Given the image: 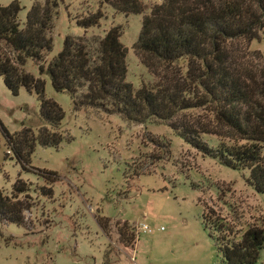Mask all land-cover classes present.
<instances>
[{"label":"rangeland","instance_id":"obj_1","mask_svg":"<svg viewBox=\"0 0 264 264\" xmlns=\"http://www.w3.org/2000/svg\"><path fill=\"white\" fill-rule=\"evenodd\" d=\"M11 1L0 0V6ZM16 1L22 28L31 4L44 0ZM54 1L51 50L42 56L43 67L60 51L65 36L98 39L115 26L126 48L125 81L134 90L153 83L133 46L142 16L158 0H137L144 10L127 15L114 12L103 0ZM97 10L102 17L96 26L76 24ZM247 50L264 58V32ZM22 69L42 78L44 97L61 108L56 132L62 139L57 147L35 144L29 162L20 166L6 148L1 128L9 134L22 127L35 132L41 126L38 101L22 87L11 95L0 77V192L11 197L12 185L20 180L26 192L16 199L28 204L22 212L24 228L0 223V264H224L212 236L228 228L229 236L238 239L251 224L264 228V196L245 183L246 170L203 155L164 123L135 125L88 107L74 110L69 96L54 92L34 62L27 59ZM201 139L212 150L217 144L213 136ZM260 155L264 160V144ZM39 170L54 172L56 181L40 178ZM49 187L50 196L41 193ZM204 214L218 220L221 232L211 224L209 229L203 226ZM98 218L107 219L103 231ZM122 223L133 233L132 243L118 237ZM141 224L149 231L136 233ZM254 264H264V248Z\"/></svg>","mask_w":264,"mask_h":264},{"label":"trees","instance_id":"obj_2","mask_svg":"<svg viewBox=\"0 0 264 264\" xmlns=\"http://www.w3.org/2000/svg\"><path fill=\"white\" fill-rule=\"evenodd\" d=\"M142 16L133 50L140 64L153 77L152 84L134 90L125 81L126 48L118 40L119 28L110 27L101 38L65 36L60 51L45 67L43 54L51 50L48 32L54 0L33 2L19 28L16 0L0 6V77L11 95L20 87L33 92L38 101L41 126L33 132L22 127L9 134L1 128L6 148L20 166L29 162L34 145L57 147L56 132L63 118L59 105L44 97V80L22 69L27 59L46 75L54 92L66 93L74 110L92 108L117 115L129 124L164 123L185 143L221 165L246 170L245 183L264 196V58L247 50L264 32V0H158ZM114 12L139 14L137 0H103ZM100 10L78 19L83 29L94 27ZM198 110L199 113L192 114ZM48 126L50 129H47ZM201 136H213L212 150ZM49 183L57 176L39 170ZM16 180L11 197L0 192V223L24 228L22 212L28 204L16 199L25 194ZM50 196L51 188H41ZM215 219V217H214ZM107 219H96L101 231ZM203 226L220 230L218 220L202 215ZM119 225L118 223L115 225ZM221 232V231H219ZM226 232V234H225ZM213 237L224 264H254L264 248V228L251 224L238 239L227 228ZM124 242L134 235L122 223L117 229Z\"/></svg>","mask_w":264,"mask_h":264},{"label":"built area","instance_id":"obj_3","mask_svg":"<svg viewBox=\"0 0 264 264\" xmlns=\"http://www.w3.org/2000/svg\"><path fill=\"white\" fill-rule=\"evenodd\" d=\"M135 228H136L135 229L136 233L138 231H141V232H148L149 231L148 227L145 224L138 225Z\"/></svg>","mask_w":264,"mask_h":264}]
</instances>
